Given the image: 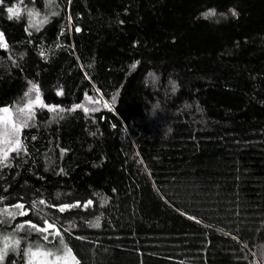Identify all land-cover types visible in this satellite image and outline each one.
<instances>
[{
	"label": "trees",
	"instance_id": "16d2710c",
	"mask_svg": "<svg viewBox=\"0 0 264 264\" xmlns=\"http://www.w3.org/2000/svg\"><path fill=\"white\" fill-rule=\"evenodd\" d=\"M0 210L78 264H264V0H0Z\"/></svg>",
	"mask_w": 264,
	"mask_h": 264
},
{
	"label": "rangeland",
	"instance_id": "374dc122",
	"mask_svg": "<svg viewBox=\"0 0 264 264\" xmlns=\"http://www.w3.org/2000/svg\"><path fill=\"white\" fill-rule=\"evenodd\" d=\"M1 118L7 119L8 111ZM11 216L0 210V264H78L57 231L11 225Z\"/></svg>",
	"mask_w": 264,
	"mask_h": 264
},
{
	"label": "water",
	"instance_id": "95a60500",
	"mask_svg": "<svg viewBox=\"0 0 264 264\" xmlns=\"http://www.w3.org/2000/svg\"><path fill=\"white\" fill-rule=\"evenodd\" d=\"M8 113L10 114V110H8Z\"/></svg>",
	"mask_w": 264,
	"mask_h": 264
},
{
	"label": "bare ground",
	"instance_id": "6f19581e",
	"mask_svg": "<svg viewBox=\"0 0 264 264\" xmlns=\"http://www.w3.org/2000/svg\"><path fill=\"white\" fill-rule=\"evenodd\" d=\"M8 46V45H7ZM81 69V68H80ZM85 72H86V70H85ZM51 231V230H50Z\"/></svg>",
	"mask_w": 264,
	"mask_h": 264
}]
</instances>
